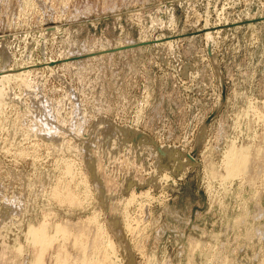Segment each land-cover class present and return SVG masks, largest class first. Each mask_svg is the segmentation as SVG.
Wrapping results in <instances>:
<instances>
[{
  "label": "rangeland",
  "instance_id": "1",
  "mask_svg": "<svg viewBox=\"0 0 264 264\" xmlns=\"http://www.w3.org/2000/svg\"><path fill=\"white\" fill-rule=\"evenodd\" d=\"M263 157L264 0H0V264H264Z\"/></svg>",
  "mask_w": 264,
  "mask_h": 264
},
{
  "label": "bare ground",
  "instance_id": "2",
  "mask_svg": "<svg viewBox=\"0 0 264 264\" xmlns=\"http://www.w3.org/2000/svg\"><path fill=\"white\" fill-rule=\"evenodd\" d=\"M6 78H10V76L9 75H6ZM233 149V148H232ZM231 151V150H230ZM233 153H234V151H233ZM232 153V151H231V153H229V155L226 157L227 158V164H228V167H229V171H228V173H229V175H237V174H239V173H241L242 175H243V173H245L246 172V164H247V160H246V158H245V156H243V155H241V152L237 155V154H233ZM264 158V157H263ZM63 162V161H62ZM71 165V164H70ZM68 167V166H67ZM74 167V166H73ZM70 168V167H69ZM65 170V169H64ZM70 170V169H69ZM75 171V170H74ZM71 173V172H70ZM69 173V174H70ZM78 173V172H77ZM80 173V172H79ZM66 175H67V173H66ZM71 175V174H70ZM83 176V175H82ZM164 177V176H163ZM81 180V179H80ZM167 181V180H166ZM83 184V183H82ZM84 186V185H83ZM60 187V186H59ZM86 187V186H85ZM131 194H132V192H131ZM88 196V195H87ZM131 197V196H130ZM74 198V197H73ZM130 199V198H129ZM132 200V199H131ZM69 201V200H68ZM72 201V200H71ZM80 202V201H79ZM75 205V204H74ZM131 206V205H130ZM127 212V211H126ZM96 215V214H95ZM48 220V219H47ZM90 220V219H89ZM92 220V219H91ZM130 220V219H129ZM84 221V220H83ZM76 222V221H75ZM46 223V222H45ZM65 223V222H64ZM86 223V222H85ZM87 223H88V221H87ZM41 224V223H40ZM51 224V223H50ZM69 224V223H68ZM79 224V223H78ZM81 224V223H80ZM92 224V223H91ZM46 225L47 224H41V226H38V227H30L29 229H28V232H27V235H28V238H29V240L30 241H32V242H38L43 248H44V246H46L47 245V227H46ZM59 225V224H58ZM63 225V224H62ZM72 225V224H71ZM96 225H97V223H96ZM54 226V225H53ZM94 227V226H93ZM126 227H127V225H126ZM90 228V227H89ZM49 229H50V227H49ZM56 231V233H62V235H66L67 237L69 236L68 234L71 232V229L69 228H67L66 226H56V228H54ZM83 229H84V227H83ZM75 230V232H76V235H77V239L78 240H80L81 241V236H83V231H82V227L81 226H78L76 229H74ZM92 230V229H91ZM95 230H96V228H95ZM85 232V231H84ZM93 232V231H92ZM101 232H102V230H101ZM130 232V231H129ZM134 232V231H133ZM49 234V233H48ZM94 234V233H93ZM72 235V234H71ZM49 236V235H48ZM54 236V235H53ZM75 236V235H74ZM97 237H98V235H96ZM106 236V235H105ZM65 237V236H64ZM95 238V237H94ZM93 238V239H94ZM72 239V238H71ZM84 239V238H83ZM89 239V238H88ZM102 240V239H101ZM79 242V241H78ZM78 242H76L75 241V243L74 244H77ZM98 242V241H97ZM105 242V241H104ZM71 243H73V242H71ZM85 243V242H84ZM83 243V244H84ZM110 243V242H109ZM108 243V244H109ZM53 244V243H52ZM73 244V245H74ZM80 244V243H79ZM102 244V243H101ZM107 244V243H106ZM108 244H107V246L106 247H109L108 246ZM110 245V244H109ZM40 246V247H41ZM61 246V245H60ZM75 246V245H74ZM77 246H79L78 244H77ZM77 246H75L76 248H77ZM81 246V245H80ZM111 246V245H110ZM21 247V246H20ZM65 247V246H64ZM47 248V247H46ZM101 248V247H100ZM111 248H112V246H111ZM41 249V248H40ZM39 249V247H38V250H40ZM59 249V248H58ZM17 250V249H16ZM45 250V249H44ZM105 250V249H104ZM113 250V249H112ZM20 251H21V249H20ZM46 251H47V249H46ZM17 252H18V250H17ZM43 252V251H42ZM81 253V252H80ZM90 253V252H89ZM19 254H20V252H19ZM66 254V253H65ZM86 254V253H85ZM93 254V253H92ZM42 255V254H41ZM60 255V254H59ZM64 255V254H63ZM68 255V254H67ZM66 255V256H67ZM113 255V254H112ZM34 256V255H33ZM38 256V258H39V255H37ZM36 256V257H37ZM62 256V255H61ZM95 256V255H94ZM35 257V258H36ZM42 257V256H41ZM40 257V258H41ZM36 259L35 261H33L34 263L33 264H42L41 263V260H39V259ZM73 258V257H72ZM84 258V257H83ZM82 258V259H83ZM60 259L61 258H59L58 257V259L57 260H59L60 261ZM66 259V258H65ZM85 259V258H84ZM92 259V258H91ZM33 260V259H32ZM62 260V259H61ZM68 260H70L69 258H68ZM75 260H76V258H75ZM89 260V259H88ZM98 260V259H97ZM43 261V260H42ZM55 261V260H54ZM64 261V260H63ZM67 261V260H66ZM66 261L64 262V264L66 263ZM100 261V260H99ZM86 262V261H85ZM55 263V262H54ZM57 263H59V262H57ZM74 263V262H73ZM104 263V262H103ZM61 264V263H60ZM62 264H63V262H62ZM67 264V263H66ZM69 264V263H68ZM71 264V263H70ZM88 264H90V263H88Z\"/></svg>",
  "mask_w": 264,
  "mask_h": 264
},
{
  "label": "water",
  "instance_id": "3",
  "mask_svg": "<svg viewBox=\"0 0 264 264\" xmlns=\"http://www.w3.org/2000/svg\"><path fill=\"white\" fill-rule=\"evenodd\" d=\"M139 45H142V44H139ZM207 53L209 54V49L207 50ZM219 82H220V91H221L220 92V97H221V101H222L223 100V97H224V86H223L221 77L219 78ZM215 112H216V110H214V112L211 114L210 118L215 114ZM198 145H199V142H197V144L195 146V149H194V152L196 151V148L198 147ZM154 148H155V151L158 154H160V155L164 154V152L161 151L158 147L155 146Z\"/></svg>",
  "mask_w": 264,
  "mask_h": 264
}]
</instances>
